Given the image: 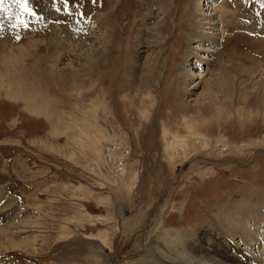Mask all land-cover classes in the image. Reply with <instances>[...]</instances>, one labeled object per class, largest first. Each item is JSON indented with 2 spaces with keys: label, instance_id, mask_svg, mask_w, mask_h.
<instances>
[{
  "label": "rangeland",
  "instance_id": "rangeland-1",
  "mask_svg": "<svg viewBox=\"0 0 264 264\" xmlns=\"http://www.w3.org/2000/svg\"><path fill=\"white\" fill-rule=\"evenodd\" d=\"M192 1L4 0L0 264H264V0Z\"/></svg>",
  "mask_w": 264,
  "mask_h": 264
},
{
  "label": "bare ground",
  "instance_id": "bare-ground-1",
  "mask_svg": "<svg viewBox=\"0 0 264 264\" xmlns=\"http://www.w3.org/2000/svg\"><path fill=\"white\" fill-rule=\"evenodd\" d=\"M207 1V0H206ZM210 0H208L203 5L200 0H195L189 3L188 8H189V13L191 14L190 20L193 23V33L195 34L194 37L199 38V40L202 41H214V39H218V41H221L225 35H227V22L228 24H231L234 19L236 25H239V21L241 20L240 16H243V12L245 11V7L247 4V1L244 2V0H218L219 4L216 6L213 4L215 0H211L212 2L209 3ZM256 5V4H255ZM247 9V8H246ZM254 9V8H253ZM73 11V10H72ZM69 12V11H68ZM77 14V13H76ZM257 14V13H256ZM231 16L230 19H228ZM40 17V16H39ZM55 17V16H54ZM254 16L252 15L250 18H253ZM258 18V17H256ZM67 19V18H65ZM73 19V18H72ZM232 19V20H231ZM74 20V19H73ZM77 20V19H76ZM59 21V20H58ZM57 21V22H58ZM66 21V20H65ZM219 21V23H217ZM256 21V20H255ZM65 23V22H64ZM256 23V22H255ZM62 24V23H61ZM72 24V23H71ZM80 24V22H79ZM251 24V23H250ZM66 25V24H65ZM70 25V24H69ZM76 25V24H75ZM74 25V26H75ZM220 25V33H214L216 31V28ZM232 25V24H231ZM61 26V25H60ZM59 26V27H60ZM58 27V28H59ZM63 27V26H62ZM73 27V26H72ZM65 28V26H64ZM262 28V27H261ZM73 29V28H72ZM206 29H211L210 32L205 31ZM253 29V28H252ZM61 30V29H60ZM256 30V29H253ZM65 31V30H64ZM70 31V29H69ZM205 31V32H204ZM61 32V31H60ZM66 32V31H65ZM250 33V31H249ZM66 37V36H65ZM35 40V39H34ZM37 41V40H36ZM215 43V42H214ZM213 43V44H214ZM51 44V43H50ZM14 47V46H13ZM18 47V46H17ZM11 48V47H10ZM58 54H60V51H58ZM195 65V62L192 58H184L183 61L180 64V72L182 73H189L191 68ZM199 79H203L205 76L204 75H198ZM39 114H44L48 118H51L49 115V112H46L45 110L39 108L38 109ZM43 111V112H42ZM42 114V115H43ZM55 112L51 111V116H56ZM50 123L52 124L53 122L50 119ZM21 215V214H20ZM222 215V214H221ZM32 220V218L30 219ZM32 222V221H31ZM2 229V228H1ZM10 229V227H9ZM32 229V228H31ZM6 231V230H5ZM10 231V230H9ZM29 231V230H28ZM208 232H206L207 234ZM8 234V233H7ZM6 234V235H7ZM2 236V235H0ZM244 240L245 244H248L249 241L247 242V239L244 237L237 235ZM6 237V236H5ZM207 237V236H204ZM12 238V237H11ZM6 240V238H4ZM2 239V240H4ZM12 240V239H11ZM9 241V240H8ZM5 243V242H4ZM7 245V242L5 243ZM244 244V245H245ZM181 245V244H180ZM190 244L187 245L186 249H191ZM257 247V246H256ZM179 248V247H178ZM19 250V249H18ZM181 250V249H180ZM191 251V250H190ZM165 252L169 253L168 250H165ZM201 252V251H200ZM198 253V252H197ZM196 253L195 259L197 261V264H212L210 261L213 259H209L207 256H203L201 253ZM250 254V252H248ZM166 255V253H165ZM236 255V254H235ZM242 255V254H241ZM254 256V255H253ZM207 257V259H205ZM149 263V262H147ZM215 264H218L215 263ZM222 264V263H221Z\"/></svg>",
  "mask_w": 264,
  "mask_h": 264
},
{
  "label": "snow or ice",
  "instance_id": "snow-or-ice-1",
  "mask_svg": "<svg viewBox=\"0 0 264 264\" xmlns=\"http://www.w3.org/2000/svg\"><path fill=\"white\" fill-rule=\"evenodd\" d=\"M12 3L16 6V13H15V23L12 25L13 27H28V23L24 17L28 16H35V12L33 9L29 6V0H12ZM264 6V5H262ZM64 10L68 11V3L67 0L64 2ZM0 11L7 12L8 9L4 6V0H0ZM11 15V13H9Z\"/></svg>",
  "mask_w": 264,
  "mask_h": 264
}]
</instances>
